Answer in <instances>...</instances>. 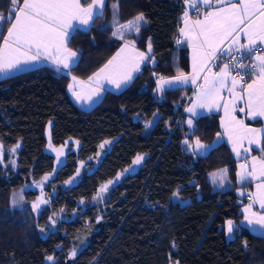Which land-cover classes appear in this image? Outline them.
Segmentation results:
<instances>
[{
	"label": "trees",
	"instance_id": "1",
	"mask_svg": "<svg viewBox=\"0 0 264 264\" xmlns=\"http://www.w3.org/2000/svg\"><path fill=\"white\" fill-rule=\"evenodd\" d=\"M23 1L0 0V43ZM184 1L104 0L87 29L70 33L67 46L76 60L68 71L45 63L0 77V143L6 149L19 143L16 168L0 164V264H264V235L237 225L226 237L225 222L238 221L245 200L237 192L236 159L229 146L221 141L200 155L183 145L185 138L211 142L220 130L218 114L196 117L190 129L182 109L191 87L155 89L157 76L188 69L187 50L175 42ZM138 19L137 32L116 34L117 27ZM123 40L149 48L153 60H146L123 89L105 90L91 107L79 106L67 91L70 74L90 77ZM155 112L159 118L145 132ZM49 122L53 145L73 139L79 147L70 145L46 186L54 189L49 203L30 221L8 209V197L53 170L54 155L45 150ZM105 139L113 141L100 161L63 187ZM137 156H143L139 165L120 176L101 209L88 204L102 183L129 168ZM220 168L227 185L215 188L211 173ZM33 195L26 192L27 198ZM60 210L65 218L42 236L38 226ZM99 213V227L69 256L76 233Z\"/></svg>",
	"mask_w": 264,
	"mask_h": 264
},
{
	"label": "crops",
	"instance_id": "2",
	"mask_svg": "<svg viewBox=\"0 0 264 264\" xmlns=\"http://www.w3.org/2000/svg\"><path fill=\"white\" fill-rule=\"evenodd\" d=\"M103 3L104 0H92L88 5H83L81 0H24L0 43V55L6 47V67H18L13 69L14 73L46 63L68 71L76 60V53L67 46L70 33L75 28L87 29ZM184 3L177 37L187 50L188 69L157 76L155 89L191 87L190 99L184 107V123L190 129L196 117L218 114L220 130L211 142L185 138L183 145L200 155L221 141L229 146L236 159L237 192L245 196L238 221L227 220L232 221L231 233L240 225L254 234L264 235V55L255 59L254 74L244 89L234 85L227 64L211 63L217 50L264 43V0H185ZM195 6L199 7V13L187 14L186 9ZM140 22L139 19L125 22L116 28V34L122 37L137 32ZM149 59L153 60L149 48L142 50L130 40H123L102 67L86 79L79 77L83 85L92 84L83 87L86 105L82 106L94 105L105 90L123 89ZM71 77L78 80L75 74ZM99 77L106 83L96 82L95 78ZM212 183L215 188H224L227 177L218 185Z\"/></svg>",
	"mask_w": 264,
	"mask_h": 264
},
{
	"label": "rangeland",
	"instance_id": "3",
	"mask_svg": "<svg viewBox=\"0 0 264 264\" xmlns=\"http://www.w3.org/2000/svg\"><path fill=\"white\" fill-rule=\"evenodd\" d=\"M14 8H12L13 10ZM18 12V11H17ZM2 16H0V25L2 21ZM138 22V20H137ZM179 38H175V42L177 44H180L178 42ZM8 41L5 42V44ZM6 47L3 48L2 54L0 55V77L3 75H10L13 74V69L18 68H7V56L5 54ZM75 53V52H74ZM122 54V53H121ZM37 63V62H34ZM31 65V64H30ZM38 65V64H35ZM13 67L12 65H10ZM21 67V66H20ZM34 67V66H33ZM16 73V72H14ZM71 75V74H70ZM78 80L75 77H71L69 84H68V91L73 98V100L76 103H79L78 105H81V107L89 108L91 106H82L86 105L84 102V88L85 86L92 85L91 83L83 85V82L81 83L79 80L80 78L77 77ZM102 78H95V81L99 84L106 83L104 80H101ZM82 80V79H81ZM87 82V81H84ZM92 103V102H91ZM88 105L89 102H88ZM159 118L158 112H155L152 117L147 121V124L145 126L144 131L149 132L151 128L154 126V124L157 122ZM50 125L49 122L46 126L45 130V136L47 138V144L45 146V150L50 152L54 155L55 161H54V168L51 172L44 174L42 177L36 180H31L27 184H24L23 186L18 187L17 189L11 191L8 197V209L11 211L17 210L19 212V215L25 216L28 220L34 221L36 220L37 215L41 212V210L49 203L51 195L54 193V189L52 188L49 191L46 190V186L48 185L49 180L53 177L54 172L56 169L62 164L64 160V155L68 151L70 145L71 149L76 150L79 147V142L76 140H68L64 144H61L59 146H55L51 143L50 140ZM113 139H105L102 141L97 149V152L94 156L88 158L86 161H81L78 164V167L76 171L63 183V187H68L74 182H76L84 169L90 170L91 167H94L101 159L102 155L105 153L106 150L109 149L111 146ZM19 148V143L12 146L11 148H4L2 144L0 143V164L3 166L4 169L10 170L16 168V154L17 150ZM143 156H137L131 166L124 170L123 172H120L115 176L114 178L102 183L96 193L92 196L88 204L95 205L98 209H101L109 191L110 188L118 181L120 176L128 171L134 170L139 163L141 162ZM90 162L91 166L87 163ZM211 180L218 185V183L222 181V178L226 176V171L224 168H220L214 172L211 173ZM219 183V184H220ZM27 191H33L34 195L31 198L26 197ZM81 204L84 205V202L81 201ZM65 218V214L62 210L52 213L46 220V222L42 226H38L39 233L44 236L49 231H53L57 228L59 222ZM101 223V214L99 213L97 217L95 218L94 222H86L85 225L76 233L73 241V245L68 251L69 256L73 257L89 240V237L93 231H95ZM231 225L232 221L226 222V237L230 238L232 237L231 233Z\"/></svg>",
	"mask_w": 264,
	"mask_h": 264
},
{
	"label": "built area",
	"instance_id": "4",
	"mask_svg": "<svg viewBox=\"0 0 264 264\" xmlns=\"http://www.w3.org/2000/svg\"><path fill=\"white\" fill-rule=\"evenodd\" d=\"M186 11L190 16H195L199 13V8L193 7L189 10L186 9ZM177 41L179 42V39ZM260 55H264V43L249 47L238 46L226 50H217L212 55L211 62L227 64L234 85L244 89L254 74L255 59Z\"/></svg>",
	"mask_w": 264,
	"mask_h": 264
}]
</instances>
